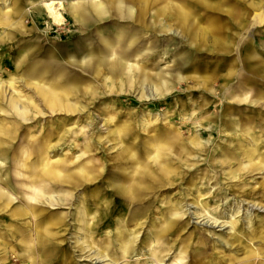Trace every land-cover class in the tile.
I'll use <instances>...</instances> for the list:
<instances>
[{
    "label": "rangeland",
    "instance_id": "rangeland-1",
    "mask_svg": "<svg viewBox=\"0 0 264 264\" xmlns=\"http://www.w3.org/2000/svg\"><path fill=\"white\" fill-rule=\"evenodd\" d=\"M61 1L65 22L50 26L38 0H0L1 240L14 249L32 238L34 224L22 212L35 206L40 232L50 219H64L54 225L61 229L55 242L68 261L90 264L75 248L76 238L84 249L90 244L82 232L90 218L102 221L94 240L109 237L116 249V226L138 212L134 225L142 230L133 223L124 228L137 230L134 246L173 221L163 240L173 249L162 264L178 251L182 264H223L230 249L214 241L235 236L248 250L261 240L249 262L264 264V212L252 207H264V21L251 25L264 0H126L121 14L110 8L105 19L84 24L71 19L74 0ZM101 39L112 43L113 55L84 61V50L91 45L97 53ZM120 52L152 83L161 72L166 89L139 99L125 80L132 72L117 66ZM10 77L22 81L9 88ZM36 87L62 93L54 100L59 108L52 111ZM44 170L55 173L47 177ZM42 186L60 201L29 202L26 195ZM197 204L221 222L234 221L235 235L199 225L205 211L191 209ZM84 207L90 217L83 223L76 215ZM7 258L20 264L13 254Z\"/></svg>",
    "mask_w": 264,
    "mask_h": 264
},
{
    "label": "bare ground",
    "instance_id": "bare-ground-1",
    "mask_svg": "<svg viewBox=\"0 0 264 264\" xmlns=\"http://www.w3.org/2000/svg\"><path fill=\"white\" fill-rule=\"evenodd\" d=\"M125 1L126 0H89V1H86L84 4H81L82 3L81 1L74 0L69 5V12H70L71 19L74 23H76L78 21V22L84 24L85 22H87L88 20H91V19H96V20L105 19L107 17V15H109V12L111 11L110 8H113L116 13L121 14V12L126 10V7L124 5ZM38 2H40L41 8L44 12V15L49 20L50 26H62L64 24L65 18L63 17L62 12L65 11V6L61 0H38ZM130 9L127 10L128 11L127 15H129L131 13ZM161 9L163 11V8H161ZM182 15H183L182 17L185 18V17H187L188 14L183 13ZM263 21H264V11H261L259 14H256L254 16V18L252 19L251 25H252V27L253 26H259L262 24ZM132 42H133V39L129 40L127 46L130 47V44H132ZM100 44H101V46H100V48L97 49V53H95V52L93 53L91 45H88L89 48L84 50V55H83L84 61L88 62L92 59H95L94 56H96V54H98V57H103L106 55H113L112 54V51H113L112 50V43L109 40L101 39ZM222 46H223L222 52L226 53L228 51V49L231 47V42L227 43L226 45H224V43H222ZM71 55L72 56H70V57L75 58L74 52L71 53ZM252 56H255L253 51H252ZM117 57H118L117 66H118L120 72L125 73L126 68L128 70L130 69V71L132 72V75H130V74L128 75V73H125V74H127L125 77V80L129 86H134L136 88L137 97L139 99H148V98L155 99L158 96V94H160V92H162L166 89L168 82L165 80V78L163 79V77H161L162 76L161 72H158L157 74H155L157 76L158 81L156 83H152V81L149 80L145 76L144 72H142L140 70L135 71L133 69L132 64H127L126 55L123 52H120ZM101 62H102L101 60H97V63H99V65H101ZM126 64H127V67H126ZM27 75L30 76L31 78L34 77L33 71L29 72ZM20 80L22 81V78L10 77V79L6 83H7V86L9 87L11 84L16 83ZM177 80H181V78L178 77ZM227 80H229V78L226 79V81ZM0 82L1 83L3 82L1 78H0ZM243 82H244V80L240 81L239 86L244 87V85H242ZM36 94L40 95L43 98V100L48 102V105L52 111L54 110L55 107L59 108L57 105H55L54 100L59 99V96L62 95V93H58L57 91L52 90V89H49L46 92L44 89L41 90L39 87H36ZM244 96H246V94H244ZM241 101H242V99H241ZM262 103H264V101H261V104ZM255 104L260 105V103L259 102L256 103V101H255ZM255 104H253V105H255ZM23 107H24V105L20 104L19 101H16V108L17 109H19L20 111H23L24 110ZM63 108L66 109V108H68V106L65 107V105H64ZM144 122L145 121H143V123ZM253 155H254V151H252L250 153V155H248V153H246V158H247L248 162L253 161V159H254ZM258 156H259V154H258ZM258 164L260 165V163H258ZM45 165H46V162L43 163L42 168ZM260 166L262 167V165H260ZM53 172H54L53 170H50V172L44 170V175L49 177L55 173V172L54 173ZM34 174H35V172H34ZM29 183H31L30 185L33 186V184L35 183L34 178L31 179ZM32 186H30L31 187L30 189L35 190V187L34 186L32 187ZM130 190L132 191V189H130ZM33 192H34V193H32L33 195H26L27 200L31 203L40 204L41 201L39 199H41V198H44V201H46V203H48L49 205H51V203L53 201H56V199L58 202L60 201L59 196L57 194L47 193L45 191L44 186L39 188L36 192L35 191H33ZM33 196H35V198ZM65 201L66 200L64 199V202ZM191 206H194L191 209H194L195 212L199 211V209L204 210V208L206 207V206H202L201 204L191 205ZM252 207L259 208V209L263 210V212H264L263 206H260L258 204H253ZM96 213H97V211H96ZM22 214L24 216H28L29 219H31L32 223L34 224V226H33L34 228H32L33 230L31 231V234H30L32 236V238H29V240L25 241L22 244L18 243L19 245L16 246V251H22V256L17 257L13 253H11L14 255L13 258H16V262L20 263V264H59V263L60 264H66L67 256L62 249L63 244L59 243L60 241L57 243L55 242L56 239L59 238L58 236H59L61 229L60 230H58V229L54 230L55 229L54 225L63 222L64 219H62L60 217L56 218V220L50 219L49 223H48V228L45 229V235H43L42 232H40V230L38 229V226L36 224L37 213L35 212V206H30V209L24 210L22 212ZM140 214L141 213H138V212L127 213V217L129 218V222H127L125 224H118L116 226L115 232L113 233L114 237H115L114 243L116 245V249L112 248V244L109 241V237H105L104 240H100V241L94 240L95 239L94 231H96L100 226H102V223H101L102 221L99 220L100 219L99 216L97 217L98 219L97 218L95 219V217L90 218V220L92 222L90 224L85 225L84 229L82 228L83 229V231H82L83 237L89 238L90 244L87 245L86 248L84 249L83 244L82 243L79 244V241L81 242V240H78L76 238V242H75L76 243L75 248L79 252L81 262H85L86 260H88V262H89V260H90V264L91 263L92 264H162V263H164V259L167 256L168 252L173 249V248L170 249V248L166 247L163 243V240L165 239L166 233L170 232L172 229L173 221L167 219V221H165L163 223V225L158 226L156 231L153 234H151V238H150L149 242H147L146 244L144 243V244L140 245V243H141V241H140V243H138L137 245L134 246V243H136L135 240L137 238V237H134V233L137 230H134V229L130 230V228H129V230H127V232H125L124 228H126V225H127V227H129L131 225V224L129 225V223H133V227H139V229L141 228V230H142L143 224L139 223V224L134 225V223L136 221H138ZM209 214L210 213L207 211H205V217H204V215L201 214L203 219L201 218L199 225H201L202 227H207V228H213V229L219 228L220 230H226V231L228 230V232L229 231L231 232V236L235 235V232L237 230H236V224L234 221H223V222H221L220 219H216V217L214 218V217H212L213 215H209ZM193 215H195V214H193ZM227 215H229V214H227ZM249 215H250V213H249ZM76 216H78L80 218V221L84 223L85 218L90 217L88 208L84 207L82 210H80L78 212V214ZM94 219H95V221H94ZM82 229L80 228V230H82ZM108 229L109 228H106V226H105L104 231L109 232ZM252 234H253V232H251V236H252V239L254 240V237H253L254 235H252ZM135 235H137V234L135 233ZM138 237H139V235H138ZM259 242L260 243L253 242V244H252L253 247H251L250 250H248L247 249L248 247H239L238 246V244H240V238L236 237V236L233 237L230 242H228V241L224 242V240L222 241L220 239L214 241V243H216L218 247L221 246L225 249H230V251H229L230 252V258L224 259L223 264H235V263L251 264L252 262L250 263L249 260H250V258H252V255L255 256L254 252L256 251V246H254V245L262 244L261 240ZM28 243H30V244L28 245ZM235 243H237V244L235 245ZM233 245H235V246L233 247ZM197 247L203 248L202 246H197ZM232 247H233V249L231 250ZM86 249H88V251H85ZM88 252H90V254ZM138 253H140V254H138ZM177 253L178 254H177L176 258L174 260H172L171 262H169L168 264H182V259H183L182 257L183 256H180L181 255L180 251H178ZM5 254L6 253L3 252L2 256L6 257ZM139 255H140V257H139ZM23 256H25V257H23ZM131 256H136V257L133 261L129 262V257H131ZM256 256L259 259L263 258L262 252L257 253ZM80 260H79V262H80ZM75 262H77V261H75ZM70 263H72V262H70ZM214 264H218L217 261Z\"/></svg>",
    "mask_w": 264,
    "mask_h": 264
},
{
    "label": "crops",
    "instance_id": "crops-1",
    "mask_svg": "<svg viewBox=\"0 0 264 264\" xmlns=\"http://www.w3.org/2000/svg\"><path fill=\"white\" fill-rule=\"evenodd\" d=\"M248 58L250 59V62H252V55H250V57L248 56ZM245 61H246V59H244ZM2 238H0V264H8V258H7V256L9 255H11V253H13L15 256H17V257H20V256H22V251H16V246H15V248L13 249V248H9L7 245H6V242L4 241V240H1ZM27 240H29V239H24V240H21V241H19L18 243H24L25 241H27ZM2 242V243H1ZM19 245V244H18ZM28 245H29V243H28ZM3 252L4 253H6L5 254V256L6 257H3L2 255H3ZM13 255V256H14ZM23 257H25V256H23ZM70 262H72V263H70ZM60 264V263H59ZM66 264H77V262H75V261H68V259L66 260Z\"/></svg>",
    "mask_w": 264,
    "mask_h": 264
}]
</instances>
